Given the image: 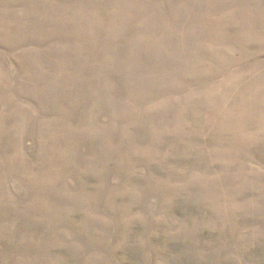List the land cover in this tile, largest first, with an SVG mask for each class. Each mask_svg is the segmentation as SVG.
Returning a JSON list of instances; mask_svg holds the SVG:
<instances>
[{
  "label": "rangeland",
  "instance_id": "374dc122",
  "mask_svg": "<svg viewBox=\"0 0 264 264\" xmlns=\"http://www.w3.org/2000/svg\"><path fill=\"white\" fill-rule=\"evenodd\" d=\"M0 264H264V0H0Z\"/></svg>",
  "mask_w": 264,
  "mask_h": 264
}]
</instances>
